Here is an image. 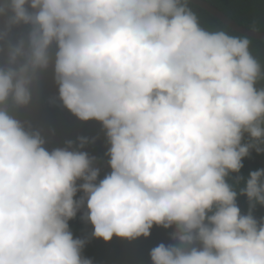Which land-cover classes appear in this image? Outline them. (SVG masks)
Returning <instances> with one entry per match:
<instances>
[{
	"label": "clouds",
	"instance_id": "obj_1",
	"mask_svg": "<svg viewBox=\"0 0 264 264\" xmlns=\"http://www.w3.org/2000/svg\"><path fill=\"white\" fill-rule=\"evenodd\" d=\"M250 45L202 26L191 0H0V264H93L69 227L81 210L92 238L129 240L131 264L153 226L172 242L150 264H264V168L239 175L264 153V63ZM48 73L50 102L100 123L104 177L87 137L49 148L21 118Z\"/></svg>",
	"mask_w": 264,
	"mask_h": 264
},
{
	"label": "trees",
	"instance_id": "obj_2",
	"mask_svg": "<svg viewBox=\"0 0 264 264\" xmlns=\"http://www.w3.org/2000/svg\"><path fill=\"white\" fill-rule=\"evenodd\" d=\"M223 11L227 16L232 18L234 21L239 24L252 29V25H255L257 31H264V0H206ZM193 6V10L197 12L200 17L201 24L207 28H214L216 26H223L230 32V34L241 35L240 33L231 30L228 26L223 24L218 18L207 12L205 9L199 7L198 5L191 2ZM17 32V30H15ZM250 50L254 56H256L262 63H264V40L251 38ZM47 82L50 83L51 88H47ZM53 81L51 78V74H45L42 77L36 98L42 103L52 104V108L54 112L60 110L62 115L61 106H56L54 102H50L53 98V94L50 96L52 92ZM57 91L54 90L53 93ZM56 94V93H55ZM32 109L40 110L38 106L35 104V100L33 105H31L28 109L23 110L20 113L22 119L29 120L34 127L40 128L45 135L48 144L47 147H58L63 146L64 141L68 139H72L74 142L78 136H82L80 134H76L73 136H67L65 134L66 129L63 127L61 122L57 121V126L54 125L52 120L50 110H44L46 113H38L35 115ZM39 115L42 116L45 120L41 122ZM62 115L61 117H63ZM46 125L51 132H47L43 126ZM75 125V122H74ZM80 127L70 128L67 130L68 132H74L79 130ZM65 131V132H64ZM70 134V133H69ZM90 135V134H88ZM89 143L85 144L83 150H88L89 155L96 157L94 162V166L100 169L99 178L104 177V175L110 171V168L104 164V161H107V157L104 155L107 145L106 143H100L96 136H89ZM94 138V139H93ZM96 140V143L93 141ZM81 150V149H80ZM98 151V152H97ZM260 168H264V153H256L254 150L250 152V155L243 159V167L240 170L239 175L242 177H247L248 173L253 170H257ZM233 176L237 174H232ZM230 183H233V180H229ZM79 183V182H78ZM237 190L244 186V180H241L239 184L235 185ZM81 195L80 192L77 193V198ZM237 205L239 206L241 213H246L248 211V201L245 195L237 196ZM83 210H81L82 212ZM81 212H78L76 217L69 221L70 230L73 233L74 237L86 238L87 243L85 244L82 255L91 258L93 260V264H131L128 262V259L123 256L124 249L123 246L129 241L123 238H118L113 236V238L105 242L103 239L92 238V225L88 222L81 220ZM253 215L259 219L264 216V207L257 205L253 210ZM172 231L171 228L165 229L159 226H153L150 230V235L148 237H139V241L142 242L143 239H146L145 247L143 250L142 257L138 264H150L149 252L151 248L157 246L159 243L163 242L165 244L171 243L169 233ZM131 242V241H130ZM141 251L139 248L134 254L138 255Z\"/></svg>",
	"mask_w": 264,
	"mask_h": 264
},
{
	"label": "flooded vegetation",
	"instance_id": "obj_3",
	"mask_svg": "<svg viewBox=\"0 0 264 264\" xmlns=\"http://www.w3.org/2000/svg\"><path fill=\"white\" fill-rule=\"evenodd\" d=\"M16 30H17V32H21V31H23L24 29H23V28H18V29H16ZM14 31H15V30H14ZM46 84H47V88H48V90H49V88H51V85H50L49 82H47ZM54 90L57 91V88H56L55 85L53 84V86H52V92L50 93V96L53 94V98L56 96L55 93H57V92L53 93ZM35 104L38 106V108H40V110L32 109L33 113H34L35 115H38V113H42V112H44L43 109H44V110H50V109H51V110L53 111V113H54V116H55V120H53L54 117H52V120H53V122H54V125L57 126V118H56V114H55V112H54V110H53V108H52V104H49V102H47V103H42V102H40V101L37 100V99H35ZM54 104H55L56 106H60L59 101H55ZM45 106L49 107L50 109H49V108H46ZM39 118L41 119V122H44L45 119H44L42 116L39 115ZM74 118H76V117H75L74 115H72V119H74ZM76 119H77V118H76ZM74 122H75V121H74ZM75 123H77V126H78V124H79L78 127H80L79 130L76 131V134H80V135H82V136H84V137H87L88 139L91 138V137H89V136L94 135V136H96L97 138H101V139L103 138V139H104V142L106 143L105 136H103L101 133H97V132H96V125H97L99 122H97V121H95V120H89V121H80V120H78V122H75ZM43 128H44L47 132H51V130L48 129L46 125H44ZM101 131H102V130H101ZM101 131H100V132H101ZM65 134H66V133H65ZM88 134H90V135H88ZM81 150H82V149H81ZM83 151H86V152L89 153L88 150H83ZM97 152H98V151H97ZM94 156H95V155H94ZM104 164L107 165V162L104 161ZM107 167H108V165H107ZM108 168H109V167H108Z\"/></svg>",
	"mask_w": 264,
	"mask_h": 264
},
{
	"label": "water",
	"instance_id": "obj_4",
	"mask_svg": "<svg viewBox=\"0 0 264 264\" xmlns=\"http://www.w3.org/2000/svg\"><path fill=\"white\" fill-rule=\"evenodd\" d=\"M191 2L205 9L207 12H209L210 14L218 18L223 24L228 26L231 30H234L240 34L248 35L249 37L254 38V39L264 40V31H257V30L253 31L252 29L239 24L238 22L234 21L232 18L227 16L219 8L211 4L210 2L206 0H191ZM45 107L49 108L47 106ZM50 114H51V117H54L53 120H55L54 113L51 109H50Z\"/></svg>",
	"mask_w": 264,
	"mask_h": 264
},
{
	"label": "rangeland",
	"instance_id": "obj_5",
	"mask_svg": "<svg viewBox=\"0 0 264 264\" xmlns=\"http://www.w3.org/2000/svg\"><path fill=\"white\" fill-rule=\"evenodd\" d=\"M55 87H56V85H55ZM56 109L57 110L55 111V114H56L57 121L59 120L61 122V124L63 125V127L66 129V132L64 131L66 134L71 133V132H68L67 130H69V127L70 128H76L77 123H75V125H74V121L78 122V119H76V118L72 119V114L65 108H64V110L62 109V115H64V116L61 117L62 115L60 113V110H58V108H56ZM42 113H45V112H42ZM78 126H79V124H78ZM101 130H102L101 125H100V123H98L96 125V132L101 133L104 136V132H103V130L102 131ZM69 131H71V130H69ZM98 141L100 143H104L103 138L102 139L100 138ZM93 142L96 143V140H94Z\"/></svg>",
	"mask_w": 264,
	"mask_h": 264
}]
</instances>
